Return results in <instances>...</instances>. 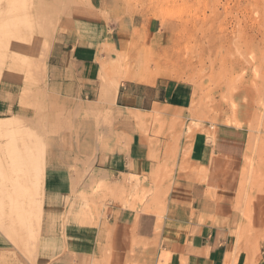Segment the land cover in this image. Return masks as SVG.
Segmentation results:
<instances>
[{
  "label": "crops",
  "instance_id": "1",
  "mask_svg": "<svg viewBox=\"0 0 264 264\" xmlns=\"http://www.w3.org/2000/svg\"><path fill=\"white\" fill-rule=\"evenodd\" d=\"M125 2L84 0L85 13L47 50L41 96L50 110L56 108L48 114L59 122L41 144L35 264H264V246L246 241L223 178L214 181L246 153V129L173 132L176 146H152L146 136L154 132H134L132 115L179 114L190 104L186 86L155 78L124 81L109 95L102 89L100 63L128 40L132 20L123 12ZM145 29L157 41L167 38L157 20ZM20 83L0 78V120L34 114L37 98L23 96ZM106 110L111 122L102 128L97 117ZM134 180L139 191L155 187L164 194L160 203L134 202ZM98 185L99 192H90ZM2 223L8 235L0 230V259L14 260L17 238Z\"/></svg>",
  "mask_w": 264,
  "mask_h": 264
},
{
  "label": "rangeland",
  "instance_id": "2",
  "mask_svg": "<svg viewBox=\"0 0 264 264\" xmlns=\"http://www.w3.org/2000/svg\"><path fill=\"white\" fill-rule=\"evenodd\" d=\"M125 5L123 12L132 20L128 40L111 60L100 63L102 89L128 77L186 86L191 100L179 114L132 115L134 132H154L146 136L152 146H176L179 137L173 132H212L220 125L246 129V153L235 169L214 181L223 178L222 190L234 200L246 241L264 246V0H126ZM84 13V0H0V78L4 74L21 82L22 95L37 98L30 119L0 120V221L8 223L18 242L17 257L0 259V264H35L44 174L41 144L45 132L59 122L48 114L56 108L50 110L41 96L49 52L44 45L67 34ZM151 20L166 27L165 40L148 34L145 26ZM109 113L97 117L102 128L110 125ZM8 121L13 123L9 130L4 126ZM164 132L168 136H160ZM169 175L165 172V178ZM138 185L134 180V202L160 203L164 194L157 188L139 191Z\"/></svg>",
  "mask_w": 264,
  "mask_h": 264
},
{
  "label": "bare ground",
  "instance_id": "3",
  "mask_svg": "<svg viewBox=\"0 0 264 264\" xmlns=\"http://www.w3.org/2000/svg\"><path fill=\"white\" fill-rule=\"evenodd\" d=\"M46 41V40H45ZM49 47H50V45L48 44V43H46L45 45H44V48H45V51H47L48 49H49ZM127 79H130L129 81H134V78L133 77H128ZM107 89L105 90V92H106V94H111V93H113L114 91H116L117 90V85H114V84H111L109 87H106ZM115 95V94H114ZM114 97V96H113ZM8 119V118H7ZM1 120H3V119H1ZM9 120V119H8ZM3 121H5V119L3 120ZM8 124L7 125H4L5 127H7V130H9L10 128H11V126H12V124L13 123H9V121L7 122ZM7 130H4L5 132L7 131ZM14 130V129H13ZM17 131V130H16ZM11 134V133H10ZM36 149V148H35ZM42 152V151H41ZM35 154V153H34ZM39 154H41V153H39ZM38 154V155H39ZM37 155V156H38ZM42 157V156H41ZM0 230L1 231H3L5 234H7L8 235V233H6V231L5 230H3L2 228H1V226H0ZM12 241V240H11Z\"/></svg>",
  "mask_w": 264,
  "mask_h": 264
}]
</instances>
